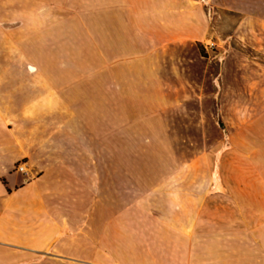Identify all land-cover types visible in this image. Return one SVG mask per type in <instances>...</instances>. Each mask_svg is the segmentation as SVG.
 <instances>
[{
  "label": "crops",
  "instance_id": "obj_1",
  "mask_svg": "<svg viewBox=\"0 0 264 264\" xmlns=\"http://www.w3.org/2000/svg\"><path fill=\"white\" fill-rule=\"evenodd\" d=\"M19 1L0 0V25L3 11H32ZM89 3L104 13L103 83L33 109L31 86L0 77V122L12 123L0 139V264H264V210L194 239L204 198L191 189L193 140L219 144L225 107L241 121L242 74L250 90L264 80V0ZM208 39L224 52L218 74ZM64 180L88 202L80 222L61 205L80 199Z\"/></svg>",
  "mask_w": 264,
  "mask_h": 264
},
{
  "label": "rangeland",
  "instance_id": "obj_2",
  "mask_svg": "<svg viewBox=\"0 0 264 264\" xmlns=\"http://www.w3.org/2000/svg\"><path fill=\"white\" fill-rule=\"evenodd\" d=\"M103 17V10H90L89 0H32V11H3L0 67L8 74L0 77L5 82L11 78L18 86H31L33 91L27 92L31 96L25 101L33 109L39 108L37 102L44 97L52 103L58 89L72 93L82 84L103 83L106 66ZM203 53L214 58L218 74L224 61L222 48L217 46L209 51L203 48ZM257 60L264 63V59ZM248 80L249 76L242 74L241 106L234 111L237 114L240 110L241 121L235 123L233 108L226 106L230 116L224 121L219 119L223 137L219 144L204 148L197 145L202 140H193L191 189L195 198H204L194 219V239L201 228L216 234L218 229L254 221L248 218L249 211L264 210V80L256 84L255 90L249 89ZM225 101L233 103L232 92ZM11 125L0 122V139ZM20 163L25 164V160L18 161L14 170ZM62 182L60 187L74 190L80 199L61 205L73 210L74 214L67 210L68 214L75 215L74 221L80 222L88 202L79 195L76 186H71L68 180Z\"/></svg>",
  "mask_w": 264,
  "mask_h": 264
},
{
  "label": "built area",
  "instance_id": "obj_3",
  "mask_svg": "<svg viewBox=\"0 0 264 264\" xmlns=\"http://www.w3.org/2000/svg\"><path fill=\"white\" fill-rule=\"evenodd\" d=\"M217 47V44L214 40H211V39H208L207 41H205L203 43V48L206 50V51H209V50H213ZM17 170L18 171H26V166L24 163H20L17 165Z\"/></svg>",
  "mask_w": 264,
  "mask_h": 264
},
{
  "label": "bare ground",
  "instance_id": "obj_4",
  "mask_svg": "<svg viewBox=\"0 0 264 264\" xmlns=\"http://www.w3.org/2000/svg\"><path fill=\"white\" fill-rule=\"evenodd\" d=\"M216 174V173H215ZM215 183H217L216 177H214ZM218 184V183H217Z\"/></svg>",
  "mask_w": 264,
  "mask_h": 264
}]
</instances>
